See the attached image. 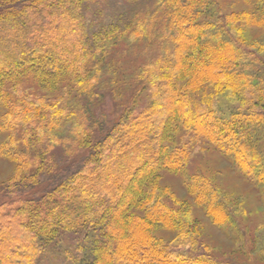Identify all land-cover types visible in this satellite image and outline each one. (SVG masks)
I'll return each mask as SVG.
<instances>
[{"label":"trees","instance_id":"1","mask_svg":"<svg viewBox=\"0 0 264 264\" xmlns=\"http://www.w3.org/2000/svg\"><path fill=\"white\" fill-rule=\"evenodd\" d=\"M88 3L98 8L92 19L82 11ZM154 3L143 17L159 10L170 45L139 63L149 104L111 120L94 118L79 100L96 95L102 58L122 40L145 39L154 32L150 22L134 8L104 15L96 0H0V128L10 139L0 146L14 163L1 188L0 264H35L58 234L88 228L95 231L90 264H235L195 247L191 198L214 224L229 220L207 177L190 181L185 197L164 196L159 180L182 172L203 144L201 151H219L245 178L264 179V86L247 72L251 60L232 15L222 22L207 0ZM222 96L237 112L225 116ZM71 98L80 107L67 115ZM62 122L68 159L58 166L48 146L59 142ZM28 140L46 148L31 158L10 146ZM170 234L188 246L170 245Z\"/></svg>","mask_w":264,"mask_h":264},{"label":"rangeland","instance_id":"2","mask_svg":"<svg viewBox=\"0 0 264 264\" xmlns=\"http://www.w3.org/2000/svg\"><path fill=\"white\" fill-rule=\"evenodd\" d=\"M132 1L96 0V3L103 5L104 15L108 16H115L114 12L121 11L122 8L128 9L127 12L134 8L133 11L138 13L136 17L144 18L150 22L154 32L136 43L122 40L112 51L113 54L109 60L104 62V58H102L101 66L97 68L99 75L95 85L96 95L92 98L83 96L79 100L84 104H90L86 110H89L94 118L105 114L109 119L116 120L118 117L124 116L128 109L135 113L147 106L150 101L148 98L149 89L146 83H143L141 74L143 65L139 67V63L150 62L155 57L161 56V46L170 45L166 35L161 32L164 26L158 17L159 10L151 14L150 19L143 17L155 8V0ZM207 1L211 13L213 12L215 15L217 12L216 17L219 16L222 22L224 15H232L229 20L232 19L231 23L238 27L234 33L247 46L245 51L248 54V59L251 60L247 72L252 76L253 84L264 86V0ZM97 10L98 8L90 3L85 4L82 8L87 19H92L98 13ZM239 13L241 19L235 18V15ZM252 17L259 23H248ZM244 18L245 20L242 21ZM139 84L143 89H141L140 95L134 98ZM72 99L67 100L69 101L67 115L74 111L73 108L80 107H77L79 103H74ZM220 99L224 100L219 107L225 116L231 112H237V106L229 105L223 96ZM72 103H74L73 107ZM60 106L59 103L58 107ZM64 122L56 130L59 142L55 143L52 148L48 146V150L52 154L51 158L58 166H63L64 161L68 159L65 148L68 142L64 140L67 124L63 125ZM7 129L0 128V145L10 140L7 138ZM18 134H20L19 131L16 132V139ZM262 137L264 139V132ZM14 142L15 144L11 143L10 146L20 147L19 151L27 153L31 158H34V155H40V151L46 148L45 142L41 140L34 144L30 140L21 143L20 141ZM204 147L205 144L200 150L195 151L182 172L176 174L164 172L162 174L159 185L164 189V196L172 192L178 197L192 194L190 193L192 188L188 183L193 180L204 182V177H207L208 182L217 191L215 193L216 200L225 203L229 220L220 225L214 224L205 209L201 207L197 209L196 203L191 198L196 225L199 227L196 239L200 245L195 243V247L204 246L207 251L235 264H264V179L253 174L247 175L245 178L242 175V168L231 164V161L221 155L219 151L206 149L201 151ZM261 148H263L262 152ZM261 148L259 153L264 162V147ZM12 149V147L8 148L10 154H12ZM6 154L7 147L0 146V202L3 200L2 185L14 172V163L8 159ZM209 197L215 200V196ZM205 202L207 203V201ZM93 232L95 231L88 228L58 234L57 239L43 245L42 252L38 255L35 264H90ZM159 236L163 238L161 234ZM172 237L173 235L170 234L167 238L170 245L188 246L178 239H172Z\"/></svg>","mask_w":264,"mask_h":264}]
</instances>
